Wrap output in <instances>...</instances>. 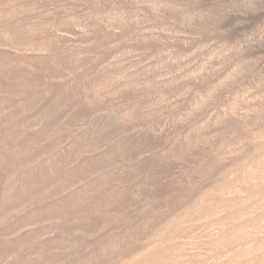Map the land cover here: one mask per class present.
I'll use <instances>...</instances> for the list:
<instances>
[{
	"label": "rangeland",
	"instance_id": "1",
	"mask_svg": "<svg viewBox=\"0 0 264 264\" xmlns=\"http://www.w3.org/2000/svg\"><path fill=\"white\" fill-rule=\"evenodd\" d=\"M0 264H264V0H0Z\"/></svg>",
	"mask_w": 264,
	"mask_h": 264
}]
</instances>
